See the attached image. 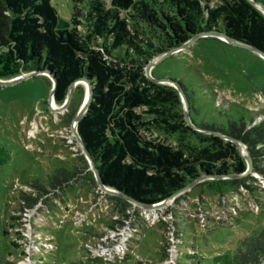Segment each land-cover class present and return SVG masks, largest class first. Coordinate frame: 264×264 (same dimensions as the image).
<instances>
[{
    "label": "rangeland",
    "instance_id": "374dc122",
    "mask_svg": "<svg viewBox=\"0 0 264 264\" xmlns=\"http://www.w3.org/2000/svg\"><path fill=\"white\" fill-rule=\"evenodd\" d=\"M221 1L211 0V5ZM52 3L69 25L73 0ZM153 70L156 78H167L158 83L177 90L180 85L184 93L179 79L186 84L192 98L185 93L184 100L179 93L176 110L185 119L189 108L190 121L197 125L192 128L199 132H217L206 123L252 119L251 127L264 120V56L255 50L200 36L160 60L151 76ZM77 85L83 89L76 95L74 90L66 107L56 102L62 110L57 112L49 74L0 82V254L17 264H237L235 256L246 249L242 241L264 229V152L254 162L248 146L238 140L251 167L225 175L234 180L230 189L216 192L199 180L161 205L143 206L97 182L73 129L88 96L86 85ZM146 110L138 112L152 121ZM143 132L182 146L177 134L155 128ZM193 141L195 136L186 143ZM250 264H264V254Z\"/></svg>",
    "mask_w": 264,
    "mask_h": 264
},
{
    "label": "trees",
    "instance_id": "16d2710c",
    "mask_svg": "<svg viewBox=\"0 0 264 264\" xmlns=\"http://www.w3.org/2000/svg\"><path fill=\"white\" fill-rule=\"evenodd\" d=\"M255 1L264 5V0ZM73 2L66 25L52 0H0V77L48 70L57 80V103L64 102L73 81L90 82L91 102L77 127L104 184L145 203L159 202L201 176L202 185L224 192L234 182L225 175L244 173L247 161L223 134L244 142L254 162L259 161L264 120L251 127L247 125L252 119L229 120L227 125L204 121L218 133L204 134L176 110L181 102L178 90L144 73L156 54L209 30L224 31L264 50V13L256 5L250 0H222L217 5L211 0ZM179 82L191 99L186 84ZM82 89L76 85L75 95ZM142 107L153 114L152 121L138 112ZM153 128L177 134L182 146L150 139L143 130ZM194 136L196 141L186 143ZM242 242L246 249L235 262H256L264 254V229ZM0 264L17 263L0 254Z\"/></svg>",
    "mask_w": 264,
    "mask_h": 264
},
{
    "label": "water",
    "instance_id": "95a60500",
    "mask_svg": "<svg viewBox=\"0 0 264 264\" xmlns=\"http://www.w3.org/2000/svg\"><path fill=\"white\" fill-rule=\"evenodd\" d=\"M254 5H256L263 13H264V5L255 1V0H250ZM200 36H215V37H222L224 38L225 40L233 43V44H236V45H240V46H243V47H246V48H250L252 50H255L256 52L260 53L261 55L264 56V50L260 49L259 47H257L256 45H252L250 43H247V42H244V41H240V40H237L233 37H231L229 34H227L226 32L224 31H221V30H209V31H204V32H200V33H197V34H194L189 40L185 41L184 43L180 44L179 46H176V47H173L163 53H161V57L159 60H154L153 58L148 62V64L145 66V75L157 82V81H163V80H167V78H156L154 75L151 76L150 75V72H151V69L153 66H155L158 62H160V60H162L163 58H165L166 56H168L171 52H173L174 50L178 49V48H181L183 46H185L186 44H188L189 42H191L192 40H194L195 38L197 37H200ZM36 74H49L50 76H52L53 78V86H52V89H51V95L50 97L53 98L55 100V90H56V85H57V80H56V77L48 70H44V69H36V70H32V71H29V72H26L24 73L23 75H19V76H15V77H12V78H8V79H1L0 78V82L1 83H9V82H14V81H17V80H20V79H23L25 77H30V76H33V75H36ZM81 82V83H84L86 85V87L88 88V96H87V100L86 102L81 106V108L79 109L76 117H75V124L78 125L80 119L83 117V115L85 114L86 110L88 109V106L91 102V97H92V87H91V84L90 82L85 79V78H79L75 81L72 82V84L69 86V89H68V92H67V96L63 102V107H66L69 105V103L71 102V99H72V95L74 93V90H75V87L77 85L78 82ZM178 91L180 93V95L184 98V100H186V96H185V93L183 92L181 86L179 85L178 87ZM185 119L187 120L189 126L193 127V128H197V125H195L192 121H190V114H189V108H187V112H185ZM215 134H218L217 132H213ZM78 139L84 149V152L87 156V158L89 159L91 165H92V168H93V171H94V174H95V177L97 179V182L99 183V185L109 191V192H112V193H116V194H119V195H122L126 198H129L131 200H133L134 202H137L143 206H146V207H151L152 205H155V204H158V203H163L164 201H166L167 199H169L170 197L174 196L176 193H178L180 190H182L183 188L187 187V186H190L192 184H194L195 182L199 181V180H203L204 179V176H201L199 178H197L196 180L190 182L188 185L184 186L182 189L176 191L174 194H172L171 196L159 201V202H156V203H145V202H142V201H139L123 192H121L120 190L118 189H115V188H112L110 186H107L106 184H104V182L102 181L101 179V176H100V173L98 171V168L96 167V164L88 150V148L86 147L80 133L78 132ZM235 139V138H234ZM233 141L238 145L239 149H240V145L239 143L237 142L238 140L235 139ZM241 151V150H240ZM242 155L245 157L246 161H247V169L246 171H248L251 167V158L249 156V154H243ZM245 171V172H246ZM229 175H232L234 176L235 174H229ZM216 178H219L220 176H217V175H214Z\"/></svg>",
    "mask_w": 264,
    "mask_h": 264
},
{
    "label": "bare ground",
    "instance_id": "6f19581e",
    "mask_svg": "<svg viewBox=\"0 0 264 264\" xmlns=\"http://www.w3.org/2000/svg\"><path fill=\"white\" fill-rule=\"evenodd\" d=\"M86 100H87V98L85 99V101H84V103L86 102ZM51 105L55 108V110L57 111V112H61L62 110H61V107L56 103V101L53 99V98H51ZM62 108H63V104H62ZM77 126L78 125H76L75 124V122H74V126H73V129H74V132H75V135L77 136L78 135V129H77ZM77 138H78V136H77ZM79 140V139H78ZM80 142V141H79ZM165 202V201H164ZM163 202V203H164ZM163 203H158L157 205H161V204H163ZM154 207V206H153Z\"/></svg>",
    "mask_w": 264,
    "mask_h": 264
}]
</instances>
